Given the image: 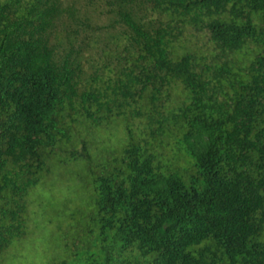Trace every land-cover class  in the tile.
I'll use <instances>...</instances> for the list:
<instances>
[{
  "label": "trees",
  "instance_id": "16d2710c",
  "mask_svg": "<svg viewBox=\"0 0 264 264\" xmlns=\"http://www.w3.org/2000/svg\"><path fill=\"white\" fill-rule=\"evenodd\" d=\"M0 264H264V0H0Z\"/></svg>",
  "mask_w": 264,
  "mask_h": 264
}]
</instances>
